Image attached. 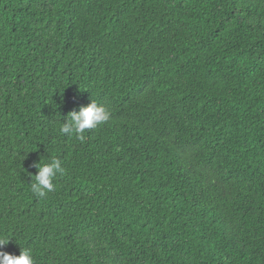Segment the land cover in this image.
Instances as JSON below:
<instances>
[{"label":"trees","instance_id":"obj_1","mask_svg":"<svg viewBox=\"0 0 264 264\" xmlns=\"http://www.w3.org/2000/svg\"><path fill=\"white\" fill-rule=\"evenodd\" d=\"M93 100L110 119L61 134ZM0 239L35 264H264V0H0Z\"/></svg>","mask_w":264,"mask_h":264},{"label":"clouds","instance_id":"obj_2","mask_svg":"<svg viewBox=\"0 0 264 264\" xmlns=\"http://www.w3.org/2000/svg\"><path fill=\"white\" fill-rule=\"evenodd\" d=\"M110 119V112L93 100L87 106H81L79 111H72L67 116V122L60 127L61 134H75L81 141L85 139L84 133L88 129L107 122ZM44 158L36 164L37 174L31 176V192L39 198H44L48 193L55 190L53 183L57 175H62L65 169L59 158L51 157L47 162H42ZM34 177V179H33ZM9 241L0 239V249H3ZM0 264H35L32 253L28 249H22L21 253L13 255L0 250Z\"/></svg>","mask_w":264,"mask_h":264}]
</instances>
